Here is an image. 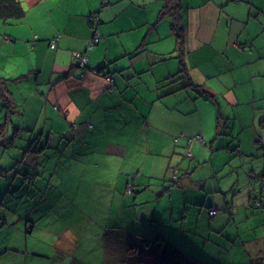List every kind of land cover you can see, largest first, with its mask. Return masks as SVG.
I'll return each instance as SVG.
<instances>
[{
	"label": "crops",
	"instance_id": "1",
	"mask_svg": "<svg viewBox=\"0 0 264 264\" xmlns=\"http://www.w3.org/2000/svg\"><path fill=\"white\" fill-rule=\"evenodd\" d=\"M102 1L22 0V17L0 20V153L19 154L0 165V264H155L143 238L157 232L199 264H263L259 237L242 239L236 218L242 208L246 220L264 222L259 176L242 181L252 169L241 163L223 187L227 161L205 177L170 162L184 144L197 158L259 156L264 0H182L181 60L214 98L172 81L181 62L163 0ZM74 52L86 55L84 68ZM13 167L17 183L7 181ZM24 195L38 204L8 207ZM211 207L221 211L211 216ZM238 239L242 261L229 249ZM129 242L140 244L136 253Z\"/></svg>",
	"mask_w": 264,
	"mask_h": 264
},
{
	"label": "rangeland",
	"instance_id": "2",
	"mask_svg": "<svg viewBox=\"0 0 264 264\" xmlns=\"http://www.w3.org/2000/svg\"><path fill=\"white\" fill-rule=\"evenodd\" d=\"M168 28H169V31L171 32L169 26H168ZM170 36L173 38V43H174V41H175L174 35L171 33ZM184 89H187V87H185ZM193 93H194L193 97H195L196 96L195 92H193ZM260 101L262 103V106L264 107V97L261 98ZM198 102H201V104H203L202 100L195 98V105ZM243 105H245V104H243ZM202 109H204V108H202ZM263 116H264V114H263ZM245 120L246 121L244 123H246V124L249 123V118L245 117ZM258 121H259V119L257 120V124H256L257 127L255 130V135H257L256 139H257V144H258V155H259L258 157H252L249 159H242L236 155H229L226 158L223 155H215L213 160H212L210 158L211 157L210 155L205 154L204 156L201 155L200 158H197L196 155L194 157V156H190L189 153L187 154L185 144H184V151H181L180 153L176 154L174 159L170 162V165L172 166L173 169L176 167L177 169L182 170V172L186 169H188V170L193 169V171H195V177H200V176L205 177L207 174L209 175L210 173H213L211 165H213L214 163H216L217 165H224V163H226V161H227L228 170L225 174L230 173L231 174L230 178L227 180V182H225L227 176L225 174L220 176V178L222 177L221 179H222L223 187H227L229 184L232 185V183H233L232 176L241 167L240 164L243 163V165L246 168L247 167L251 168L252 171L249 172V175L247 177H244V175H242L241 176L242 181H246L247 178L252 180L255 177V175L259 176V185H260L259 187H260V190H262V195L264 196V186H262V184H261L262 178L264 176V126H261L260 122L258 123ZM250 124H251V122H250ZM250 130H251L250 126L244 128V132L246 134H248V132H250ZM213 133H214V135H216L217 130L216 131L214 130ZM199 135H200L199 133H197V135L195 134V137H196L195 139H198L197 142L199 144H201V146L203 148H206V147L208 148L209 142L207 143V145L202 144V142L199 141ZM237 140L238 139H235L236 142H237ZM217 143L218 142L215 141V145H217ZM233 147H234V144H232V146L230 148V152L235 150V148H233ZM220 151L221 150H217L216 152H220ZM9 152L11 153L10 157L7 156L8 154H3L2 152L0 153V165L3 166L4 168L12 166L15 162V158L19 157V154H17L15 151V146L12 147L11 149H9ZM153 158H155V156H153ZM34 163H35V159H33V164H31L30 167H28V168H30V171H35V167H33ZM188 165H189V167H188ZM17 167H13L12 168L13 171L10 170L14 173V175L10 171L8 172V175H7V181L8 182H9V180L12 179L13 176H15V183H17L22 178V175L20 173L17 174L15 172V171H17L16 170ZM146 167H147V164H146L145 168ZM169 170H171V167H169ZM20 171L24 172L27 170H26L25 166L21 165ZM216 177H218V176H214L213 178H216ZM28 178L31 181H33L35 179V177H32V176H28ZM36 183H37V181H36ZM6 189L0 188V193L6 192ZM19 191H21V190H19ZM233 191L234 190H232L230 192H233ZM33 192H35V191H33ZM33 192H31V193H33ZM209 194H211V192ZM260 195H261L260 192H258L257 198L260 197ZM42 203H43V201L40 202L41 205H42ZM7 204H8V207H13V208L18 206L17 209H18V211H20V210H25L26 207L36 206L38 204V201L33 199L31 196L28 197V196L24 195L22 201H20V202L7 201ZM262 208L264 209V206H262ZM253 209L255 211L258 210L257 206H255V205H254ZM260 212H263V211L260 210ZM262 215H264V214H262ZM244 216H245V214L243 213L242 208H241L240 212L236 215V218L239 221L238 222V224L240 225L239 233H240L242 239H245L249 234L250 235L253 234L254 236L257 235L259 237L260 241H256L253 244V246L256 244H258V245L261 244L260 249L264 250V239H263L264 238V222L255 223L249 219L246 220L244 218ZM94 242L98 245L97 240H94ZM209 246H212V245L211 244H205L204 248L207 249ZM229 249L231 250L230 251L231 256L234 260L242 261L241 260V256H242L241 249H243V245H242L240 239L237 240L235 245H230ZM195 254H197V253H195Z\"/></svg>",
	"mask_w": 264,
	"mask_h": 264
},
{
	"label": "trees",
	"instance_id": "3",
	"mask_svg": "<svg viewBox=\"0 0 264 264\" xmlns=\"http://www.w3.org/2000/svg\"><path fill=\"white\" fill-rule=\"evenodd\" d=\"M182 7V0H163L162 7L160 9V14L166 13L171 17L170 29L175 36L174 50H176L178 58L181 62V67H179V70L173 74L174 80L172 81H177L179 83L178 89L189 87L195 91L197 96L214 98V94L210 92L204 86V84L197 83L192 80L184 61L181 60L182 54L184 52L186 29ZM24 13L25 8L23 6L22 0H0V20L20 18L24 15ZM170 181L175 182V179H171ZM131 187L132 186H130L128 192L131 191ZM255 204L261 205L260 202H255ZM210 209L216 210L215 214L209 213L211 216L216 215L221 211L219 208L211 207L208 209V212ZM143 244L144 246L152 245L154 248H156L157 260L155 264H199V261L195 258V256L190 255L188 252L182 250L177 244L167 239V237L160 232H157L151 238H143ZM138 247H140V244L137 242H129L127 246L128 251L131 253H136Z\"/></svg>",
	"mask_w": 264,
	"mask_h": 264
},
{
	"label": "built area",
	"instance_id": "4",
	"mask_svg": "<svg viewBox=\"0 0 264 264\" xmlns=\"http://www.w3.org/2000/svg\"><path fill=\"white\" fill-rule=\"evenodd\" d=\"M106 0H103L102 1V4H105ZM98 39H99V34L97 32H94L93 33V36L91 37V39L89 40L88 42V46L87 48L88 49H91L97 42H98ZM53 42V41H52ZM74 56L75 58L78 60V65L82 68H84L85 64H86V61H87V57L84 53L82 52H74ZM103 75L105 77V79L107 80L108 82V87L111 88V85L113 83V78L112 76L108 73V72H103ZM262 186H264V178L262 179ZM130 189V186L127 188V191ZM259 201H257L258 203ZM209 213L210 214H215L216 213V210L215 209H210L209 210Z\"/></svg>",
	"mask_w": 264,
	"mask_h": 264
}]
</instances>
